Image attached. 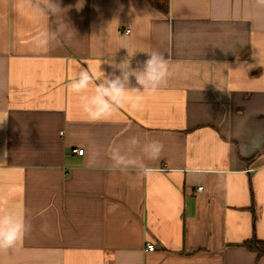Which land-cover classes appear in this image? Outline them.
<instances>
[{"label": "crops", "instance_id": "obj_1", "mask_svg": "<svg viewBox=\"0 0 264 264\" xmlns=\"http://www.w3.org/2000/svg\"><path fill=\"white\" fill-rule=\"evenodd\" d=\"M59 3L72 28L45 51L35 35L62 15L0 0V196L26 226L0 264H264L243 246L264 241V6ZM153 51L166 82L143 91L130 77L141 92L90 121L69 87L80 69L119 76L110 63L138 69ZM131 136L163 145L146 174L113 170L111 147Z\"/></svg>", "mask_w": 264, "mask_h": 264}, {"label": "clouds", "instance_id": "obj_2", "mask_svg": "<svg viewBox=\"0 0 264 264\" xmlns=\"http://www.w3.org/2000/svg\"><path fill=\"white\" fill-rule=\"evenodd\" d=\"M264 6V0H257ZM17 9L28 11L35 17L46 20L51 16L61 17L55 31L44 29L36 33L34 44L38 49L47 50L50 43L71 27L65 20L66 9L60 6L59 0H17ZM148 54V59L143 66L133 69L129 61L113 64L120 70V75H106L99 69V74L90 72L89 69L81 68L78 75L73 78L69 87L77 95L79 105L90 121H101L111 115L114 106L123 104L129 93H140L136 88L129 89L130 77H134L137 84L143 87V91L155 92L166 82L169 71V61L159 52L153 51ZM99 81V83H97ZM138 107V104H133ZM252 148L262 146L261 141L252 142ZM243 151H248L249 146H242ZM163 151V145L158 141H151L141 145L140 140L131 136L123 145H113L110 149V159L114 171L121 173L129 169H137L148 173L145 160H156ZM7 197L0 196V250L13 249L23 239L26 231L25 221L13 211L5 210Z\"/></svg>", "mask_w": 264, "mask_h": 264}, {"label": "trees", "instance_id": "obj_3", "mask_svg": "<svg viewBox=\"0 0 264 264\" xmlns=\"http://www.w3.org/2000/svg\"><path fill=\"white\" fill-rule=\"evenodd\" d=\"M262 151L264 152V147L262 148ZM259 153L260 152L251 157L249 160H254ZM243 246L249 248L252 251H255L258 256H264V241L254 238L250 241H245L243 243Z\"/></svg>", "mask_w": 264, "mask_h": 264}, {"label": "built area", "instance_id": "obj_4", "mask_svg": "<svg viewBox=\"0 0 264 264\" xmlns=\"http://www.w3.org/2000/svg\"><path fill=\"white\" fill-rule=\"evenodd\" d=\"M124 32H130V29H125ZM73 152L75 154H78V155H83L84 152H85V149L83 147H74L73 148ZM202 188H203V186H200L199 187V189H202ZM147 248L149 250H154L155 249V245L153 243H148Z\"/></svg>", "mask_w": 264, "mask_h": 264}]
</instances>
